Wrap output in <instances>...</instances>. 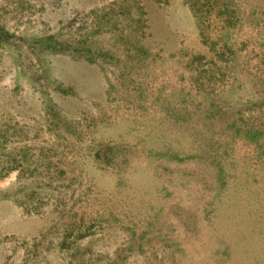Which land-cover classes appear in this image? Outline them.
<instances>
[{"label": "rangeland", "instance_id": "1", "mask_svg": "<svg viewBox=\"0 0 264 264\" xmlns=\"http://www.w3.org/2000/svg\"><path fill=\"white\" fill-rule=\"evenodd\" d=\"M0 264H264V0H0Z\"/></svg>", "mask_w": 264, "mask_h": 264}]
</instances>
